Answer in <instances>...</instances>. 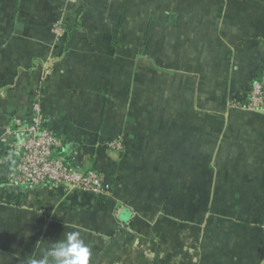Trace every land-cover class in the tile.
I'll use <instances>...</instances> for the list:
<instances>
[{
  "label": "crops",
  "instance_id": "crops-1",
  "mask_svg": "<svg viewBox=\"0 0 264 264\" xmlns=\"http://www.w3.org/2000/svg\"><path fill=\"white\" fill-rule=\"evenodd\" d=\"M263 73L264 0H0V264L72 230L92 264H264V112L230 104ZM39 94L110 194L7 183Z\"/></svg>",
  "mask_w": 264,
  "mask_h": 264
},
{
  "label": "built area",
  "instance_id": "built-area-1",
  "mask_svg": "<svg viewBox=\"0 0 264 264\" xmlns=\"http://www.w3.org/2000/svg\"><path fill=\"white\" fill-rule=\"evenodd\" d=\"M51 30L57 40L63 37L66 32L64 16L53 20ZM232 99L235 101L231 106L264 112V73L253 81L243 100L235 97ZM42 101L39 94L32 105L29 119L14 118L18 129L8 130L10 134L17 132L22 140L17 158H6L11 165L5 172L7 183L29 186L49 182L58 186H69L76 192L86 194H110L111 185L103 172L96 168L75 167L58 154L64 142L48 125Z\"/></svg>",
  "mask_w": 264,
  "mask_h": 264
},
{
  "label": "clouds",
  "instance_id": "clouds-1",
  "mask_svg": "<svg viewBox=\"0 0 264 264\" xmlns=\"http://www.w3.org/2000/svg\"><path fill=\"white\" fill-rule=\"evenodd\" d=\"M92 257L91 244L79 230H72L52 241L38 258H29L27 264H92Z\"/></svg>",
  "mask_w": 264,
  "mask_h": 264
},
{
  "label": "trees",
  "instance_id": "trees-1",
  "mask_svg": "<svg viewBox=\"0 0 264 264\" xmlns=\"http://www.w3.org/2000/svg\"><path fill=\"white\" fill-rule=\"evenodd\" d=\"M59 16H57V17H55V18H53L52 19V22H53V20H55V19H57ZM51 25H52V23H51ZM51 25H50V31H51ZM65 27H66V32H68L69 30H67V26H66V18H65ZM66 32H65V34H66ZM51 33L53 34V32L51 31ZM54 35V34H53ZM64 36V35H63ZM62 39V38H61ZM247 91H248V86H244L243 87V89L240 91V92H238V93H236V94H234L232 97H235V98H237V99H244L245 98V96L247 95ZM7 169V166H6V168H5V170ZM40 185H29V186H22V187H39ZM20 186H18L17 188H19ZM80 193H82V192H80ZM92 195H94V194H92ZM97 196H102V195H97ZM107 197H105V196H103V200L105 201V202H109L108 201V199H106ZM258 213L260 214V223H262V221H263V219H264V206H262V207H260V208H258Z\"/></svg>",
  "mask_w": 264,
  "mask_h": 264
},
{
  "label": "rangeland",
  "instance_id": "rangeland-1",
  "mask_svg": "<svg viewBox=\"0 0 264 264\" xmlns=\"http://www.w3.org/2000/svg\"><path fill=\"white\" fill-rule=\"evenodd\" d=\"M235 101V99H232L231 98V100H230V104L232 103L233 104V102ZM237 101V100H236ZM234 107V106H233ZM235 109H243V108H240V107H234ZM262 223H263V225H264V219H263V221H262Z\"/></svg>",
  "mask_w": 264,
  "mask_h": 264
}]
</instances>
